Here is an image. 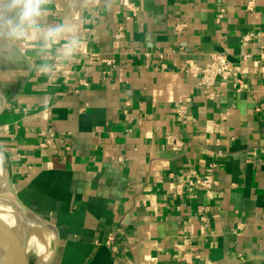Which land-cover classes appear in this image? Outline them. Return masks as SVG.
<instances>
[{"label": "crops", "instance_id": "crops-1", "mask_svg": "<svg viewBox=\"0 0 264 264\" xmlns=\"http://www.w3.org/2000/svg\"><path fill=\"white\" fill-rule=\"evenodd\" d=\"M110 2L51 78L0 61V152L51 264H264V0ZM213 53L234 70L204 90Z\"/></svg>", "mask_w": 264, "mask_h": 264}, {"label": "clouds", "instance_id": "clouds-1", "mask_svg": "<svg viewBox=\"0 0 264 264\" xmlns=\"http://www.w3.org/2000/svg\"><path fill=\"white\" fill-rule=\"evenodd\" d=\"M110 0H66L63 14L51 16L54 0H0V61H35L36 71L51 78L67 69L86 48L87 14ZM5 156L0 152V172Z\"/></svg>", "mask_w": 264, "mask_h": 264}, {"label": "water", "instance_id": "water-1", "mask_svg": "<svg viewBox=\"0 0 264 264\" xmlns=\"http://www.w3.org/2000/svg\"><path fill=\"white\" fill-rule=\"evenodd\" d=\"M3 176L5 178L7 190L9 196L5 199H10L13 202V208L17 212L18 216L21 218H26L39 224L41 227L52 231L55 235L56 228L47 220L41 218L40 216L34 214L30 209L23 205L17 196V193L12 185L11 177L8 169L4 166ZM2 193V191H0ZM6 194V193H3ZM27 231L22 234L19 227L16 225H10L7 222L0 219V264H31L29 260V254L27 251ZM40 238H44V235L38 232ZM57 247L54 241V247L50 258L43 264H51Z\"/></svg>", "mask_w": 264, "mask_h": 264}, {"label": "bare ground", "instance_id": "bare-ground-1", "mask_svg": "<svg viewBox=\"0 0 264 264\" xmlns=\"http://www.w3.org/2000/svg\"><path fill=\"white\" fill-rule=\"evenodd\" d=\"M5 178L3 176V172H0V219L7 222L10 225H16L19 227L20 232L24 234L27 231L26 238L30 237L31 235H35L38 240H35L32 244L27 241V251L29 253H34L38 259L39 264L45 263L51 255L49 251L50 240L55 238V234L52 231H49L39 224L35 223L32 220L21 218L18 216L17 212L14 210L13 202L10 199H5V197L9 196L7 190ZM6 193V194H3ZM30 231V232H29ZM38 232L44 235V238H40L38 236ZM29 233V234H28ZM31 233V234H30ZM30 244V245H29ZM43 244L46 246L47 249H43Z\"/></svg>", "mask_w": 264, "mask_h": 264}, {"label": "built area", "instance_id": "built-area-1", "mask_svg": "<svg viewBox=\"0 0 264 264\" xmlns=\"http://www.w3.org/2000/svg\"><path fill=\"white\" fill-rule=\"evenodd\" d=\"M233 64L223 53L210 54L201 68L200 85L204 90L212 89L220 80L226 81L233 73ZM190 185H198L203 189H212L216 182L212 178H196ZM109 246L115 247V239L109 237L106 241Z\"/></svg>", "mask_w": 264, "mask_h": 264}, {"label": "rangeland", "instance_id": "rangeland-1", "mask_svg": "<svg viewBox=\"0 0 264 264\" xmlns=\"http://www.w3.org/2000/svg\"><path fill=\"white\" fill-rule=\"evenodd\" d=\"M30 232V231H29ZM29 234V233H28ZM31 234V233H30ZM29 243L32 244L35 240H38L37 237H35V235H31L30 237L27 238ZM53 241L54 239L50 240V245H49V251L52 253V249H53ZM29 244V245H30ZM43 249H47L46 246L43 244ZM46 251V250H45ZM29 260L31 264H39V259L38 257L34 254V253H29Z\"/></svg>", "mask_w": 264, "mask_h": 264}]
</instances>
